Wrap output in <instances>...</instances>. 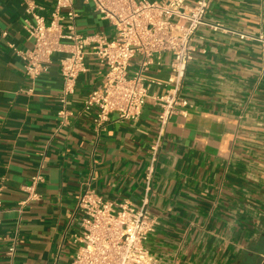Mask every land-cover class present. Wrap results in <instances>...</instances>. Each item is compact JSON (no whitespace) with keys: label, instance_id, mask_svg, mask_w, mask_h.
I'll use <instances>...</instances> for the list:
<instances>
[{"label":"crops","instance_id":"crops-1","mask_svg":"<svg viewBox=\"0 0 264 264\" xmlns=\"http://www.w3.org/2000/svg\"><path fill=\"white\" fill-rule=\"evenodd\" d=\"M27 1L46 17L54 8V0H0V248L16 243L13 264H71L74 210L88 186L107 200L141 203L159 108L149 99L139 119L113 115L97 129L96 111L84 112L83 102L105 68L89 58L70 99L75 116L58 130L61 55L33 85L9 46L33 48ZM76 10L80 33L114 36L92 5ZM206 22L184 82L190 106L171 118L153 183L159 224L147 246L160 264H244L264 255V0H211ZM154 60L147 79L162 95L172 56ZM138 67L136 58L130 71ZM38 172L40 199L20 210ZM0 264L10 263L4 256Z\"/></svg>","mask_w":264,"mask_h":264},{"label":"built area","instance_id":"built-area-1","mask_svg":"<svg viewBox=\"0 0 264 264\" xmlns=\"http://www.w3.org/2000/svg\"><path fill=\"white\" fill-rule=\"evenodd\" d=\"M78 3L92 5L114 27V36L80 33ZM210 3L211 0H197L194 5L187 0H54V8L46 17L37 4L26 2L29 18L24 27L33 39V48L23 51L13 44L9 46L22 59L24 73L33 85L49 69L53 57L61 55L62 107L58 130L67 127L75 116L70 99L76 93L78 78L88 71L89 58L98 60L105 68L100 85L83 102L84 112L96 111L93 122L97 129L110 123L113 115L119 121L139 119L149 99L159 108L141 203L107 200L88 186L74 210L73 222H77L79 229L72 235L77 248L71 264H160L147 246L159 224L150 208L153 183L171 118L185 113L190 106L183 96L184 82L194 60L197 33L207 25ZM165 53L172 56L167 90L153 95L147 73L155 56ZM136 58L139 67L131 72ZM42 182L44 176L38 172L23 188L27 198L20 203V210L27 202L40 199L37 187ZM4 189L0 185V213ZM15 254L16 243L4 253L0 248V259L5 256L10 264Z\"/></svg>","mask_w":264,"mask_h":264},{"label":"rangeland","instance_id":"rangeland-1","mask_svg":"<svg viewBox=\"0 0 264 264\" xmlns=\"http://www.w3.org/2000/svg\"><path fill=\"white\" fill-rule=\"evenodd\" d=\"M261 247L264 248V242L261 244ZM264 255L256 258H249V260L244 264H263Z\"/></svg>","mask_w":264,"mask_h":264}]
</instances>
